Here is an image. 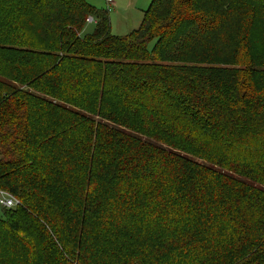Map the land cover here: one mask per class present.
I'll return each mask as SVG.
<instances>
[{
	"label": "trees",
	"instance_id": "1",
	"mask_svg": "<svg viewBox=\"0 0 264 264\" xmlns=\"http://www.w3.org/2000/svg\"><path fill=\"white\" fill-rule=\"evenodd\" d=\"M148 6L0 0V264H264V0Z\"/></svg>",
	"mask_w": 264,
	"mask_h": 264
},
{
	"label": "rangeland",
	"instance_id": "2",
	"mask_svg": "<svg viewBox=\"0 0 264 264\" xmlns=\"http://www.w3.org/2000/svg\"><path fill=\"white\" fill-rule=\"evenodd\" d=\"M151 1L152 0H113L114 7H107L105 0H88L97 10H103L108 13L109 21L111 22V32L115 36H126L131 33L132 30L138 28L143 13L148 9V5ZM93 21L94 19H92L91 23L86 22L82 35L91 34L94 31L95 25L92 23ZM2 213L3 211L0 210V217Z\"/></svg>",
	"mask_w": 264,
	"mask_h": 264
},
{
	"label": "built area",
	"instance_id": "3",
	"mask_svg": "<svg viewBox=\"0 0 264 264\" xmlns=\"http://www.w3.org/2000/svg\"><path fill=\"white\" fill-rule=\"evenodd\" d=\"M107 7L113 5V0H105ZM92 18H87L86 22H91ZM19 199L13 196L9 191L0 189V210H13L20 205Z\"/></svg>",
	"mask_w": 264,
	"mask_h": 264
},
{
	"label": "crops",
	"instance_id": "4",
	"mask_svg": "<svg viewBox=\"0 0 264 264\" xmlns=\"http://www.w3.org/2000/svg\"><path fill=\"white\" fill-rule=\"evenodd\" d=\"M113 7H114V2H113V5H112ZM88 23H91V22H88ZM94 25H96V23H95V21H93L92 22Z\"/></svg>",
	"mask_w": 264,
	"mask_h": 264
}]
</instances>
